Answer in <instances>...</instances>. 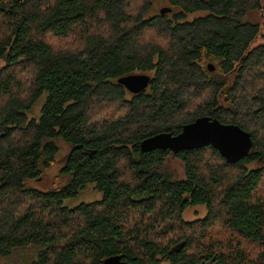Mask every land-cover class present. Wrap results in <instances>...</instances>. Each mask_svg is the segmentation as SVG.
Masks as SVG:
<instances>
[{"label": "trees", "instance_id": "16d2710c", "mask_svg": "<svg viewBox=\"0 0 264 264\" xmlns=\"http://www.w3.org/2000/svg\"><path fill=\"white\" fill-rule=\"evenodd\" d=\"M142 1L133 10L131 0H0V259L32 247L29 264L112 256L130 264H264V43L251 48L260 27L246 20L262 0H167L172 11L164 15L152 12L157 0ZM98 23L106 34L95 31ZM149 31L163 42H145ZM48 33L75 34L81 47L56 50ZM24 69L32 74L27 88ZM132 74H153L148 89L132 94L118 83ZM44 95L39 119H30ZM101 102L126 109L94 121L92 106ZM205 116L249 132L250 154L229 164L213 147L141 151L145 139L178 135ZM58 140L71 147L66 183L30 187L57 161ZM168 156L183 162L185 179L165 177ZM89 186L101 200L65 206ZM195 206L207 209L205 229L223 224L238 240L211 238L199 252L189 242L172 248Z\"/></svg>", "mask_w": 264, "mask_h": 264}, {"label": "rangeland", "instance_id": "374dc122", "mask_svg": "<svg viewBox=\"0 0 264 264\" xmlns=\"http://www.w3.org/2000/svg\"><path fill=\"white\" fill-rule=\"evenodd\" d=\"M143 4L142 0H131V6L133 10L139 9ZM262 8L259 10H254L248 13L246 16V20L250 22L256 23L260 27V33L258 37L255 39L254 43L251 45V48H254L258 45L264 43V0L261 1ZM170 7L167 0H157L154 4V8L152 12H159L162 8ZM201 15V14H198ZM194 18L190 16L189 19ZM96 27V28H95ZM95 31L98 33L106 34L107 30L103 24H97L94 26ZM164 36L162 33L157 31H149L145 33L144 41L145 42H159L162 43ZM44 40L51 45L56 50H76L81 47V42L79 37L75 34L69 35L66 39H60L53 36L51 33H48ZM4 66V61L0 62V69ZM150 77L153 74H147ZM21 82L25 85V87H29L30 81L32 79L31 70L24 69L20 74ZM233 83V81H232ZM46 100V96H42L36 104L33 106L32 111L29 113L30 119H39L41 115V108ZM125 107L122 104H111V103H97L92 106L91 109V119L96 121L104 118H113L116 114H122L125 111ZM59 148L60 153L57 158V161L52 166L50 170L45 173V175L39 179L33 180L29 182V186L35 188L39 191H47L54 186H58L66 183L67 179L63 177L62 170L67 161V157L71 151V147L64 143L61 140L56 141ZM211 160H213L211 158ZM162 172L165 177L172 181H181L185 179V167L183 162L174 157L168 156L162 166ZM259 195L264 198V180L263 184L260 186ZM102 199V194L95 190L93 186H89L86 188L84 192H82L77 198L70 199L65 202V206L69 208H74L81 203H91L95 201H99ZM207 216V209L205 206H195L187 209L183 214V220L187 224H190L189 227H186V230H181L174 234V240L177 242L172 248L181 249L183 244L187 242L192 243L191 251L199 252L201 248L204 246V241H210L212 238L214 241H222L225 243H229L230 239L234 238L238 240L237 235H230L223 224H215L211 225L208 229H205L202 225L205 222ZM173 235V233H172ZM178 239V240H177ZM206 242V244H207ZM243 246L248 251L249 255H255L258 252V247L243 242ZM35 254V250L32 247H25L20 250H15L11 256L7 258L0 259V264H28L33 260ZM168 264V263H162ZM202 264H216L215 262L204 261Z\"/></svg>", "mask_w": 264, "mask_h": 264}, {"label": "water", "instance_id": "95a60500", "mask_svg": "<svg viewBox=\"0 0 264 264\" xmlns=\"http://www.w3.org/2000/svg\"><path fill=\"white\" fill-rule=\"evenodd\" d=\"M172 9L165 7L160 14L170 13ZM210 72L215 71L213 64L208 65ZM152 77L147 74H132L118 79V83L125 87L129 93L140 94L148 89ZM254 141L249 132L238 125L225 124L212 116H205L187 124L178 135L160 133L145 139L140 147L143 153L156 150L170 151L178 154L182 151L213 147L229 164H237L245 159L251 152ZM102 264H130L120 256L107 258Z\"/></svg>", "mask_w": 264, "mask_h": 264}, {"label": "bare ground", "instance_id": "6f19581e", "mask_svg": "<svg viewBox=\"0 0 264 264\" xmlns=\"http://www.w3.org/2000/svg\"><path fill=\"white\" fill-rule=\"evenodd\" d=\"M167 7V6H166ZM160 13V12H159Z\"/></svg>", "mask_w": 264, "mask_h": 264}]
</instances>
